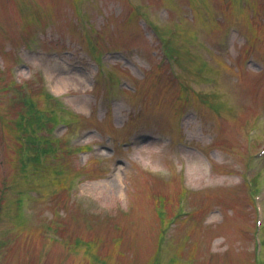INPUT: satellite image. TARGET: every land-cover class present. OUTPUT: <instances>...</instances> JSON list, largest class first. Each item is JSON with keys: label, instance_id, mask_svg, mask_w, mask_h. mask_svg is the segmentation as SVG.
Listing matches in <instances>:
<instances>
[{"label": "rangeland", "instance_id": "rangeland-1", "mask_svg": "<svg viewBox=\"0 0 264 264\" xmlns=\"http://www.w3.org/2000/svg\"><path fill=\"white\" fill-rule=\"evenodd\" d=\"M258 250L264 0H0V264Z\"/></svg>", "mask_w": 264, "mask_h": 264}, {"label": "trees", "instance_id": "trees-1", "mask_svg": "<svg viewBox=\"0 0 264 264\" xmlns=\"http://www.w3.org/2000/svg\"><path fill=\"white\" fill-rule=\"evenodd\" d=\"M29 101H31V99L28 96H26L24 102L26 105H29V106L27 107V110L25 112H22L23 113L22 116H25L28 114L29 115V119H28L29 123L35 122L36 124L39 125L40 128L46 127L48 121H51L53 118H48L45 121L46 125H41L43 123V119L36 113V107L34 106V104H30Z\"/></svg>", "mask_w": 264, "mask_h": 264}]
</instances>
